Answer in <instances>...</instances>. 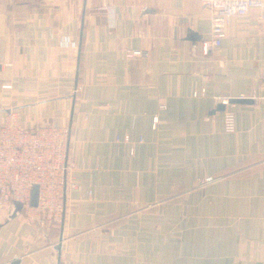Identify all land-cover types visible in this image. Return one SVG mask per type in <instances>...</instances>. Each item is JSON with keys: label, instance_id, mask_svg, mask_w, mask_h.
Returning a JSON list of instances; mask_svg holds the SVG:
<instances>
[{"label": "crops", "instance_id": "crops-1", "mask_svg": "<svg viewBox=\"0 0 264 264\" xmlns=\"http://www.w3.org/2000/svg\"><path fill=\"white\" fill-rule=\"evenodd\" d=\"M257 14L203 54L200 0H0V124L67 126L80 186L56 225L2 212L0 264H264ZM216 96L251 100L233 132Z\"/></svg>", "mask_w": 264, "mask_h": 264}, {"label": "built area", "instance_id": "built-area-1", "mask_svg": "<svg viewBox=\"0 0 264 264\" xmlns=\"http://www.w3.org/2000/svg\"><path fill=\"white\" fill-rule=\"evenodd\" d=\"M200 1L210 11L209 38L201 41L203 54L221 45L225 29L234 17H244L257 10L258 21L264 24V0ZM140 54V51L132 50L126 57ZM199 93H204V89H200ZM197 94V91L193 92L194 96ZM215 100L217 105L224 106V131L233 132L234 103L226 96H216ZM156 123L157 117H154L153 128ZM70 137L67 126H25L14 111L5 114L0 124V214L12 215L14 201H17L21 205L17 213H21L27 222L52 226L64 220L69 192L80 188L73 175L76 164L69 152ZM125 141H128L127 136ZM213 180V177L207 176L199 179L198 185L203 186ZM35 184L38 186L37 204L31 206V189ZM88 194H92L91 189Z\"/></svg>", "mask_w": 264, "mask_h": 264}, {"label": "water", "instance_id": "water-1", "mask_svg": "<svg viewBox=\"0 0 264 264\" xmlns=\"http://www.w3.org/2000/svg\"><path fill=\"white\" fill-rule=\"evenodd\" d=\"M230 102L236 103V102H251L250 99L246 98H231ZM218 109L223 110L224 106L219 104ZM37 193H38V186L35 184L32 186L31 189V197H30V205L35 206L37 204ZM21 210V205L19 202L14 201V211H13V216ZM20 260L19 258H14L12 261H10L9 264H19Z\"/></svg>", "mask_w": 264, "mask_h": 264}, {"label": "rangeland", "instance_id": "rangeland-1", "mask_svg": "<svg viewBox=\"0 0 264 264\" xmlns=\"http://www.w3.org/2000/svg\"><path fill=\"white\" fill-rule=\"evenodd\" d=\"M5 116V115H4Z\"/></svg>", "mask_w": 264, "mask_h": 264}]
</instances>
